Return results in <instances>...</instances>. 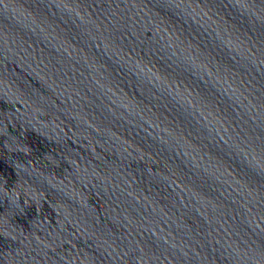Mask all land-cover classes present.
Instances as JSON below:
<instances>
[{
  "label": "water",
  "instance_id": "1",
  "mask_svg": "<svg viewBox=\"0 0 264 264\" xmlns=\"http://www.w3.org/2000/svg\"><path fill=\"white\" fill-rule=\"evenodd\" d=\"M0 264H264V0H0Z\"/></svg>",
  "mask_w": 264,
  "mask_h": 264
}]
</instances>
